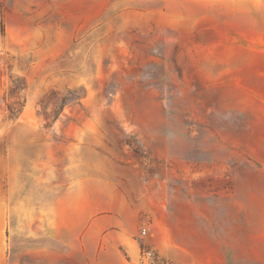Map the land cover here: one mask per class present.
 Returning <instances> with one entry per match:
<instances>
[{
	"label": "rangeland",
	"instance_id": "1",
	"mask_svg": "<svg viewBox=\"0 0 264 264\" xmlns=\"http://www.w3.org/2000/svg\"><path fill=\"white\" fill-rule=\"evenodd\" d=\"M81 13L0 0V264H264V61Z\"/></svg>",
	"mask_w": 264,
	"mask_h": 264
},
{
	"label": "crops",
	"instance_id": "2",
	"mask_svg": "<svg viewBox=\"0 0 264 264\" xmlns=\"http://www.w3.org/2000/svg\"><path fill=\"white\" fill-rule=\"evenodd\" d=\"M66 1L83 12L76 17L87 33L102 28L108 41L163 44L166 53L179 44L186 58L264 61V0H106L101 12L100 0Z\"/></svg>",
	"mask_w": 264,
	"mask_h": 264
},
{
	"label": "built area",
	"instance_id": "3",
	"mask_svg": "<svg viewBox=\"0 0 264 264\" xmlns=\"http://www.w3.org/2000/svg\"><path fill=\"white\" fill-rule=\"evenodd\" d=\"M146 233V231H144V234Z\"/></svg>",
	"mask_w": 264,
	"mask_h": 264
},
{
	"label": "trees",
	"instance_id": "4",
	"mask_svg": "<svg viewBox=\"0 0 264 264\" xmlns=\"http://www.w3.org/2000/svg\"><path fill=\"white\" fill-rule=\"evenodd\" d=\"M10 109V108H9Z\"/></svg>",
	"mask_w": 264,
	"mask_h": 264
}]
</instances>
